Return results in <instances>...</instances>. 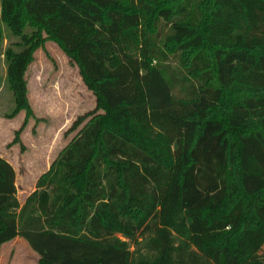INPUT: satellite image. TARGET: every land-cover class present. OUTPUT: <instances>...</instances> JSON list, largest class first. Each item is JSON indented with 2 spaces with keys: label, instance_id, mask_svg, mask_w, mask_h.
I'll list each match as a JSON object with an SVG mask.
<instances>
[{
  "label": "trees",
  "instance_id": "1",
  "mask_svg": "<svg viewBox=\"0 0 264 264\" xmlns=\"http://www.w3.org/2000/svg\"><path fill=\"white\" fill-rule=\"evenodd\" d=\"M3 12L24 45L4 53L14 112L32 113L26 70L50 38L102 113L75 120L23 205L0 156V253L22 237L38 264H250L264 246V0H4Z\"/></svg>",
  "mask_w": 264,
  "mask_h": 264
},
{
  "label": "rangeland",
  "instance_id": "2",
  "mask_svg": "<svg viewBox=\"0 0 264 264\" xmlns=\"http://www.w3.org/2000/svg\"><path fill=\"white\" fill-rule=\"evenodd\" d=\"M0 0V30L3 33L0 55V156L9 161L16 171L17 198L23 205L26 196L35 191L38 176L47 172L52 162L82 128L71 129L79 116L97 111V100L72 60L53 39L44 38L36 48L26 70L28 99L32 113L26 109L15 111L12 91L6 83L8 47L18 50L24 45L12 27L3 20ZM28 31H31L29 29ZM118 131L122 123L108 120ZM147 145L161 143L157 132L135 128ZM132 249L134 247L132 246ZM33 252L22 237L5 243L0 253V264H38ZM250 264H264V246Z\"/></svg>",
  "mask_w": 264,
  "mask_h": 264
},
{
  "label": "crops",
  "instance_id": "3",
  "mask_svg": "<svg viewBox=\"0 0 264 264\" xmlns=\"http://www.w3.org/2000/svg\"><path fill=\"white\" fill-rule=\"evenodd\" d=\"M40 176H41V175H40ZM40 176H38V178H39ZM37 180H38V179H37ZM35 189H36V187H35ZM30 194H31V193H30ZM30 194H29V195H30ZM29 195H27V196H26V198H27ZM25 200H26V199H25ZM24 202H25V201H24ZM2 247H3V246H2ZM32 250H33V249H32ZM33 252H35V251L33 250ZM35 253H36V252H35ZM35 255H36V254H35ZM36 256H37V258H38V260H39V259H40V256H39V254H38V253H37V255H36Z\"/></svg>",
  "mask_w": 264,
  "mask_h": 264
}]
</instances>
